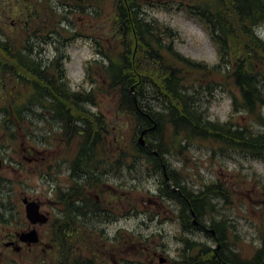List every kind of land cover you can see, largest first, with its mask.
Masks as SVG:
<instances>
[{
	"label": "trees",
	"instance_id": "16d2710c",
	"mask_svg": "<svg viewBox=\"0 0 264 264\" xmlns=\"http://www.w3.org/2000/svg\"><path fill=\"white\" fill-rule=\"evenodd\" d=\"M62 1L78 7L81 0H23L19 1L22 6L4 7L9 16L19 17L26 11L27 19L19 26L26 30L22 38L9 35L0 26V97L5 101L0 107V126L11 134L26 123L31 126L37 118L56 122L67 142L78 139L80 143L72 165V173L81 177L80 184L75 180L65 192H87L109 171L110 155H103L101 147L112 133V141L119 140L117 128L121 126L117 120L110 124L91 106L99 105V94L113 97L116 114L128 115L135 125L128 169L139 163L145 165L148 175H160V194L178 205L182 229L205 230L217 243L213 248L186 239L183 258L177 264H264V238L251 257H243L230 247L224 220L213 221L212 230L194 220L214 210L213 197L222 189L212 184L194 192L181 183L177 177L180 173L169 167L166 157L175 148L181 150L186 144L203 140L223 150L264 160V38L258 31L264 26V0H155L157 7L176 6L204 26L217 50L218 62L214 65L179 53L174 47L177 33L147 14L145 0H114L111 21L118 49L113 56L99 51L105 55L99 65L104 83L94 84L90 90L71 88L63 56L49 61L42 56L47 52L45 45L56 44L57 50V43L63 45L57 36L62 38L68 27L60 6L69 5ZM92 8L90 4L89 13L100 16L101 12ZM43 12L53 17H43ZM11 27L13 34L17 26ZM86 70L91 72L90 65ZM216 86L231 94V117L239 113L247 121L223 122L209 117L202 104ZM34 130L31 126L24 134L32 138ZM143 130H147L146 146L138 142ZM51 133L47 129L41 135L46 140ZM15 135L11 134L10 140L16 139ZM125 158L121 152L112 170L120 162L119 168ZM86 181L89 184L84 186ZM0 186L7 191L5 183L0 182ZM8 204L5 198L1 201L0 221L5 225L9 219L4 208L12 209ZM80 216L84 218L83 210ZM54 231L53 244L58 248L61 233L58 227ZM59 256L58 251L54 252L56 264H60ZM67 258L73 261L72 253Z\"/></svg>",
	"mask_w": 264,
	"mask_h": 264
},
{
	"label": "rangeland",
	"instance_id": "374dc122",
	"mask_svg": "<svg viewBox=\"0 0 264 264\" xmlns=\"http://www.w3.org/2000/svg\"><path fill=\"white\" fill-rule=\"evenodd\" d=\"M19 1L23 0H0V26L9 35L22 38L26 30H20L19 26L24 25L27 12L18 17L15 14L9 16L4 11V7L9 4L22 6ZM155 2L145 0L144 8L150 17L170 26L177 33L174 47L179 53L208 65L218 62L216 47L204 26L196 18L184 10H178L176 6L157 7ZM62 3L69 5L67 8L60 6L61 13L67 16V20L63 21L68 27L62 36L65 41L57 36L63 43V45L57 43L59 51L55 48L56 44L45 45L47 52L42 56L45 59H54L56 53L64 55L66 58L64 66L71 88L90 90L94 84L100 86L104 83L99 65L102 64L105 55L99 51L113 56L118 49L111 21L114 0H81L78 7L71 2ZM90 4L93 7L91 10L101 12L100 16L89 13ZM23 9L20 12L24 13ZM47 10L49 12L48 7ZM42 15L53 17L45 12ZM11 26H17L13 34L9 30ZM258 31L264 38V26ZM88 65L91 67L89 74L86 70ZM211 93L212 95L208 94L204 98L202 104V108L211 119L223 122L232 120L238 123L248 120L239 113L231 117L232 97L224 87L216 86ZM96 94L98 96L97 92ZM98 102V106H91L92 110L101 112L110 124L117 120L121 126L117 128L119 140L112 141V133L101 147L103 155L105 153L110 155L107 176L103 174L101 183L87 189V192H98L102 198L111 200L104 204L109 209L108 218L113 222L108 225L99 224L96 231L98 235L103 231L104 235L107 233L106 235L112 236L113 248L109 250L105 248L109 246L110 241L104 245V249L100 247L98 257L96 256L97 264L102 258L109 259L113 264L124 262L150 264L153 259L156 264H160L159 257L166 258V264H177V261L183 258L186 239L216 247L217 243L205 230L196 227L191 231L182 229L178 205L160 194V175H148L145 165L139 163L134 165L133 169H128L135 125L128 115L116 114L113 97L99 94ZM4 105L5 101L0 97V107ZM31 126L35 128L36 135L29 138L24 132H28L26 130ZM31 126L26 123L23 129L16 128L11 133L16 134L14 140H10L11 134L0 126V182L8 186L7 191L0 186V200L5 198L6 203L11 200L13 204L12 209L4 208L9 222L6 225L0 222V228L5 233L16 234L27 229L23 198L37 201L41 205L40 211L44 213L46 209H51L52 205L48 199H52L50 194L52 191L47 182L46 169L49 163L55 165L56 160L60 158L62 160L60 172L57 169L55 175L60 186L68 188L69 184L72 186L74 184L71 179L72 165L79 152V140L67 142L60 134V127L57 129V123L52 120L49 123L45 119L37 118L33 120ZM254 127L258 129L256 125ZM47 129L52 133L44 140L41 134L46 133ZM44 150H47L52 158L43 159ZM121 152L125 153V162L119 168L120 162L115 164V169L117 167L115 174V169L112 170L111 165L113 161L119 159ZM166 157L169 167L180 173L177 177L181 179V183L194 192L198 193L212 184L219 185L222 192L220 194L216 192L213 197L214 210L194 220L204 224L208 230H212L213 221L224 220L228 227L226 234L230 247L243 257H251L264 238V160L242 152L223 150L203 140L186 144L181 150L175 148L168 152ZM109 192L113 194L111 198ZM54 216L57 218L58 212H55ZM38 230L42 244L48 245L50 241L52 242L55 231L50 223L38 226ZM92 231L91 228L83 230L88 237ZM14 243L18 245L19 250L24 244L18 239ZM194 251L191 252L192 255L195 254ZM54 252L56 253L55 249L51 250L50 255L45 257L41 249L23 250L22 253L19 251L20 254L14 257L15 264H56ZM81 254L82 257L79 256V252L75 255L81 262L89 263L90 260L94 262V258L84 251Z\"/></svg>",
	"mask_w": 264,
	"mask_h": 264
},
{
	"label": "flooded vegetation",
	"instance_id": "af4514ba",
	"mask_svg": "<svg viewBox=\"0 0 264 264\" xmlns=\"http://www.w3.org/2000/svg\"><path fill=\"white\" fill-rule=\"evenodd\" d=\"M59 49V48H58ZM59 51V50H57ZM60 53V52H59ZM63 56L64 60L66 58L64 55H57L55 54L54 59L57 57ZM52 59V60H54ZM47 60H51L50 58H47ZM49 64L51 62H48ZM27 150L26 148H24ZM32 153V152H29ZM41 154V153H40ZM43 159H50L52 158V155L50 153H47V150H44L43 153ZM61 159L58 158L56 160V164H48L47 169V182L50 184L51 187V197L52 199L48 201L51 202V209H46L45 213L49 218L48 223L51 224V227H58L60 229L61 236L58 238L59 246L58 248L55 247L52 242L48 245H44L41 243V240L39 243H32V244H22L21 249L19 250L18 245L16 243H11L15 240H17V235L12 233H5L0 228V264H15V256L17 254H20L23 252V250L27 251H38L42 250L43 255L46 257V255H50V251L55 249L58 251L60 264H97L96 256L97 252L100 249V247H103L104 245L110 241L109 246H105L107 250L112 249V236L104 235V232L101 231L102 234L98 235V232L96 231V228L101 223L111 224L113 221L108 218L109 216V209L105 205L107 202H110L111 200L109 198H102L101 194L98 192H65L67 189L60 186L58 178H56V170L58 169V172H60V166H61ZM52 162V161H51ZM108 173V172H107ZM107 176V174H106ZM72 181H77L78 185L80 184L81 177L78 175H74L72 173L71 176ZM72 183V182H71ZM89 182L86 181L84 183V186L88 185ZM68 188H72V185L69 184ZM5 194V192H4ZM110 198L113 196L112 192H109ZM7 207L13 208V204L11 203V200L8 201ZM105 203V204H104ZM0 207H1V200H0ZM81 210L84 211L85 216L82 218L80 216ZM58 212L57 218L54 216V213ZM69 212H71V215H69ZM1 222V221H0ZM25 225L27 226V229L32 228L33 226L25 220ZM91 228L93 233H90V236H81L83 234L82 228ZM95 228V230L93 229ZM4 234V236L2 235ZM105 240V241H104ZM105 242V243H104ZM90 243V244H89ZM90 245V246H89ZM20 253H19V251ZM84 251L85 254L89 255L90 257L94 258V262L92 260L89 261V263L81 262L77 259L78 256L75 257L76 253L79 252V254ZM72 253V258L70 260H73L71 262H68L67 255ZM111 256V255H110ZM43 257V260L45 259ZM98 257V256H97ZM157 258V254H155V259ZM163 260L162 263L160 261ZM159 263L160 264H166L167 259L164 257H159ZM112 262V261H111ZM109 259L105 260L102 258L99 261V264H113L111 263ZM127 262H124L125 264ZM150 264H156V262L153 261L150 262Z\"/></svg>",
	"mask_w": 264,
	"mask_h": 264
},
{
	"label": "water",
	"instance_id": "95a60500",
	"mask_svg": "<svg viewBox=\"0 0 264 264\" xmlns=\"http://www.w3.org/2000/svg\"><path fill=\"white\" fill-rule=\"evenodd\" d=\"M146 132L147 130H143L139 135L138 141L141 146H146ZM165 177L168 179L167 176ZM22 201L25 204L26 218L32 225L45 224L48 222V216L40 211V204L37 201L30 200L28 198H23ZM18 237L19 241L23 243L32 244L39 242V234L35 227L30 230L20 232ZM161 262H163V260H161Z\"/></svg>",
	"mask_w": 264,
	"mask_h": 264
}]
</instances>
